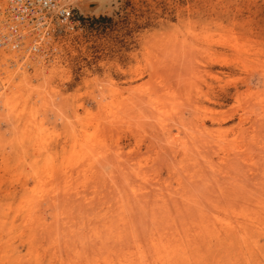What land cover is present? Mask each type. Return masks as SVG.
<instances>
[{"label": "rangeland", "instance_id": "rangeland-1", "mask_svg": "<svg viewBox=\"0 0 264 264\" xmlns=\"http://www.w3.org/2000/svg\"><path fill=\"white\" fill-rule=\"evenodd\" d=\"M83 2L0 47V264H264V0Z\"/></svg>", "mask_w": 264, "mask_h": 264}, {"label": "built area", "instance_id": "built-area-1", "mask_svg": "<svg viewBox=\"0 0 264 264\" xmlns=\"http://www.w3.org/2000/svg\"><path fill=\"white\" fill-rule=\"evenodd\" d=\"M81 0H3L0 5V47L26 54L42 53L55 29L78 23Z\"/></svg>", "mask_w": 264, "mask_h": 264}, {"label": "bare ground", "instance_id": "bare-ground-1", "mask_svg": "<svg viewBox=\"0 0 264 264\" xmlns=\"http://www.w3.org/2000/svg\"><path fill=\"white\" fill-rule=\"evenodd\" d=\"M81 1H84V0H81ZM81 1H79L78 3H77V6H78V4H81V8H83V7H86L87 5H85L84 4V2L83 3H80ZM87 4V3H86ZM80 6V5H79ZM79 9V8H78ZM93 164V163H92ZM91 164V165H92ZM48 197V196H47ZM205 223V222H204ZM110 226V225H109ZM148 231V230H147ZM157 231H159V230H157ZM149 232V231H148ZM152 235H153V233H152ZM149 236V235H148ZM116 237V236H115ZM150 238V237H149ZM139 239V238H138ZM84 240V239H83ZM157 242V241H156ZM83 243V242H82ZM92 243V242H91ZM136 243H138V242H136ZM91 245V244H90ZM126 246V245H125ZM101 247H103V246H101ZM154 247V246H153ZM91 248H92V246H91ZM137 248V247H136ZM139 248V247H138ZM135 249V248H134ZM138 250V249H137ZM140 250V249H139ZM155 250H158L157 248H155ZM133 251V250H132ZM76 252V251H75ZM142 252V251H141ZM134 253V252H133ZM140 255H141V253H140ZM142 257V256H141ZM127 258V257H126ZM159 258V257H158ZM107 259V258H106ZM136 260V259H135ZM145 263V262H144ZM146 264V263H145Z\"/></svg>", "mask_w": 264, "mask_h": 264}]
</instances>
